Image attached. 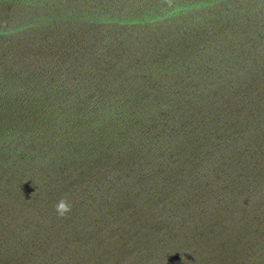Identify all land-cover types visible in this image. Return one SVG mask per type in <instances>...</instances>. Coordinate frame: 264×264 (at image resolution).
Here are the masks:
<instances>
[{"label":"water","instance_id":"water-1","mask_svg":"<svg viewBox=\"0 0 264 264\" xmlns=\"http://www.w3.org/2000/svg\"><path fill=\"white\" fill-rule=\"evenodd\" d=\"M0 264H264V0H0Z\"/></svg>","mask_w":264,"mask_h":264},{"label":"clouds","instance_id":"clouds-1","mask_svg":"<svg viewBox=\"0 0 264 264\" xmlns=\"http://www.w3.org/2000/svg\"><path fill=\"white\" fill-rule=\"evenodd\" d=\"M56 210H57V212H58L61 216H63V215H65L67 212L70 211V207H69V205L67 204L66 201L61 200V201L57 204V206H56Z\"/></svg>","mask_w":264,"mask_h":264}]
</instances>
